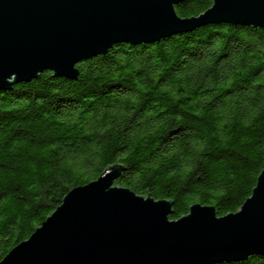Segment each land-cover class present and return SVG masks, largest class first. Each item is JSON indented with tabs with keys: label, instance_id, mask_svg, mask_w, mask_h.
<instances>
[{
	"label": "trees",
	"instance_id": "obj_1",
	"mask_svg": "<svg viewBox=\"0 0 264 264\" xmlns=\"http://www.w3.org/2000/svg\"><path fill=\"white\" fill-rule=\"evenodd\" d=\"M212 0H184L181 17ZM0 89V260L73 187L123 164L115 185L237 211L264 168V29L208 24L152 44L119 43ZM217 264H264V255Z\"/></svg>",
	"mask_w": 264,
	"mask_h": 264
},
{
	"label": "water",
	"instance_id": "obj_2",
	"mask_svg": "<svg viewBox=\"0 0 264 264\" xmlns=\"http://www.w3.org/2000/svg\"><path fill=\"white\" fill-rule=\"evenodd\" d=\"M184 0H0V89L48 70L76 79V64L119 43H155L208 24L264 29V0H212L181 17ZM123 164L70 189L0 264H217L264 255V168L240 208L218 215L191 204L170 219L173 200L115 185Z\"/></svg>",
	"mask_w": 264,
	"mask_h": 264
}]
</instances>
